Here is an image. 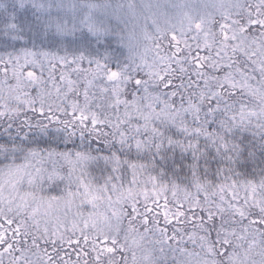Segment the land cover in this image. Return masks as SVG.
Here are the masks:
<instances>
[{
  "label": "snow or ice",
  "instance_id": "obj_1",
  "mask_svg": "<svg viewBox=\"0 0 264 264\" xmlns=\"http://www.w3.org/2000/svg\"><path fill=\"white\" fill-rule=\"evenodd\" d=\"M17 4L0 13V72L19 69L22 84L14 106L0 99V264H38L36 256L39 264H106V257L118 264V237L97 226L105 202L113 216L128 219L130 232L140 222L144 234L159 233L160 243L199 241L208 252L228 244L254 209L258 218L244 232L264 225V175L258 183L242 179L256 159L252 149H264V108L257 113L242 101L247 77L233 59L245 32L264 29V0L246 24L222 23L217 35L197 22L190 37L195 46L187 34L173 33L167 47L156 41L151 59L130 63L99 40L94 49L89 43L63 54L49 51L56 42L37 46L38 30L29 47L23 41L30 9L25 0ZM81 23L102 35L87 17ZM69 142L71 148H60ZM89 161L108 173L103 184L85 171ZM57 189L59 197L36 195ZM50 201L64 202L62 216L42 211Z\"/></svg>",
  "mask_w": 264,
  "mask_h": 264
},
{
  "label": "rangeland",
  "instance_id": "obj_2",
  "mask_svg": "<svg viewBox=\"0 0 264 264\" xmlns=\"http://www.w3.org/2000/svg\"><path fill=\"white\" fill-rule=\"evenodd\" d=\"M11 3H17V0H0V6H8ZM257 3L258 0H91L84 2L25 0L26 6L33 15H36L43 30L51 32L54 38L59 39L60 46L55 52L63 54L65 50L81 48L77 46V43L81 44V35L84 33L88 37V44L90 43L93 49L97 47V40L106 46L110 45L109 50L123 63L139 62L146 55L151 59L149 50L156 41L160 39L162 46L167 47L168 39L173 33L177 36L185 33L190 39L195 32L194 25L197 22L217 35H220L222 23L240 21L246 24L249 14L256 12ZM2 9L3 7H0V10ZM86 17L95 27L103 29L102 35H94L87 23H81ZM189 28L192 30L188 31ZM261 31L264 29L245 32L243 45L233 55L240 71L247 77L245 80L247 88L243 89L241 98L248 102L249 96L253 97L252 101L255 103L249 109L257 113L264 108L260 104V100L264 103V40L261 39ZM41 36L43 38V34ZM190 42L195 46V42L191 39ZM87 45L82 46L86 48ZM103 50L100 49L101 52ZM114 63L115 59L113 70H115ZM44 64L46 78L48 65L47 62ZM83 67H88L86 61ZM12 68V73H9L10 67L6 72H0V99L10 106L16 104V96L22 87L18 80L19 69ZM60 72L61 69L58 67L55 72L57 79ZM256 80L258 82L254 84ZM38 90L32 92L33 97L38 94ZM124 98L131 99L130 96ZM176 100L179 103V97H176ZM92 140L97 141L95 137ZM92 155L96 154L92 153ZM94 167L98 166L91 161L85 163V171L90 174V178H94L91 176ZM107 174V172L103 173L102 181H98L99 184L104 183V177ZM60 188H64V185H60ZM44 192L40 191L36 195L45 198L62 195L59 189L54 193L45 194ZM168 198L171 199V192L168 193ZM115 199L114 196L113 200ZM137 199L140 203V212L143 213L145 210L143 196ZM159 199L163 204V196ZM148 204L154 207L151 200ZM64 207V202L50 201L44 205L42 211L47 210L52 217L62 216ZM124 207L127 211H131V207L127 204ZM89 210V208L84 209L85 212ZM99 214L102 218L97 226L116 235L121 243V249L116 256L118 264H264V243L261 242V239L264 240V235L263 237L259 235V233L262 234L264 225H251L247 233L244 232V227L248 226L247 223L237 225L228 244H213L214 251L208 252L199 244V241L194 243L187 239L183 241L177 239L160 243L158 242L161 240L159 233L149 230L147 234H144L145 229L140 222L134 225L138 231L130 232L128 219L124 216H113L106 202L101 204ZM251 219H255V213H252L249 220ZM159 226H165L162 212ZM168 235H172L171 228ZM68 251L72 252L71 249ZM71 258L76 259L75 253H72ZM34 259L39 260L40 257L36 256ZM105 261L107 264V257Z\"/></svg>",
  "mask_w": 264,
  "mask_h": 264
},
{
  "label": "trees",
  "instance_id": "obj_3",
  "mask_svg": "<svg viewBox=\"0 0 264 264\" xmlns=\"http://www.w3.org/2000/svg\"><path fill=\"white\" fill-rule=\"evenodd\" d=\"M78 1L84 2V1H91V0H78ZM14 4H16L17 7H18V4L17 3H11L8 6L7 5H4L3 6V9L0 10V13L12 12V6ZM27 20H28V24L30 26V30H28L27 35L24 38V41H23L24 44H27L29 47H32L33 42H34V39H35V33L38 30L39 31V34H40V38L39 39H35V44L37 43L40 46H43L42 42H44L46 40L47 41H53L54 40L56 42V44H57V47H51V48H49L47 50L52 51V52H55V51H57L59 49V46H60L59 39L58 38H54L52 36V33L51 32L46 31V30H43V27H41L39 25V23H38V20L36 18V15H33L32 12H31V10H30V14H29V17L27 18ZM41 33L43 34V38L44 39L42 38V36H41L42 34ZM85 35L86 34H84V33H83V35H81V37H82L81 44L77 43V46L83 47L82 45H87L88 44V42H89L88 41V37H86ZM2 39H4V38L3 37H0V40H2ZM12 69L13 68L10 67L9 73L10 72L12 73ZM258 80H256L254 82V84H256L258 82ZM244 94H246V93L244 92ZM241 99H242V101L246 105H248L249 108H251V106L252 107L254 106V103L255 102L252 101L253 100V97H250L249 96V98H248L249 101L248 102H246V100H243V98H241ZM176 102L178 103L177 100H176ZM260 104H262L264 106V103L261 100H260ZM262 105H261V107H262ZM253 122L254 123L256 122L255 118H254V121ZM2 131H3V128H2V126H0V132H2ZM25 131H27V129ZM76 142L77 143H80V140H79V136L78 135L76 137ZM84 143H85V147H87V144L89 143V141H85ZM91 143H92V147H96L98 144H100V141L99 140H97V141L96 140H92ZM252 143L255 144V141H253ZM40 147H43V145H40ZM71 147H72L71 142H69V144L67 146H65L63 144L60 145V148L62 150H66V148H71ZM252 150L256 153V159H255V161H253V160H249L248 161V164L250 165L249 168H248V173L250 175L249 176H242V179H249V180L255 179V181L258 183L259 180H260V178H261V176L264 175V173H262L260 171V169L264 168V149H261L257 145ZM93 154H95V153H93ZM241 163H243V161H241ZM213 167H215V165ZM237 171H243V169L238 168ZM102 175H103V173L100 171V168L99 167L92 168V175L91 176H93L94 178H96L97 181H102V179H101ZM128 180H131V174L130 173L128 174ZM126 185H127V181L125 182V187H126ZM181 187H183V185H181ZM54 191H56V190H51V191L45 190L44 193L45 194L47 192L48 193H54ZM193 191H194V189H193ZM202 195H203V193H201V196ZM253 213H255V219H257L258 218V216H257V213H258L257 212V209L255 211H253ZM249 219H250V216L248 217V219H245L242 223H247L248 224ZM261 233L262 234L259 233V235H261V237H263V235H264V229L261 231ZM261 242L264 243V240L261 239ZM49 251H50V249H49ZM37 261L39 263L40 259L37 260Z\"/></svg>",
  "mask_w": 264,
  "mask_h": 264
}]
</instances>
